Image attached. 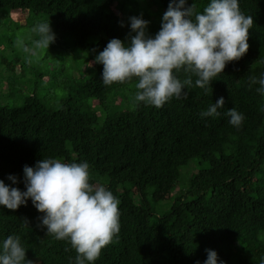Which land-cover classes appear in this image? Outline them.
<instances>
[{"label": "trees", "instance_id": "obj_1", "mask_svg": "<svg viewBox=\"0 0 264 264\" xmlns=\"http://www.w3.org/2000/svg\"><path fill=\"white\" fill-rule=\"evenodd\" d=\"M170 2L0 0V19L28 13L36 24L50 22L56 35L32 57L37 65L10 50L0 76V180L26 191V165L87 162L90 183L120 201V232L85 264H205L208 250L218 264H264V93L250 84L264 76V0H239L254 18L250 48L207 92L181 69L178 78L193 81L187 98L157 108L135 100V78L105 85L103 64L94 62L113 38L130 45L132 17L149 21L154 37ZM210 2L188 5L202 13ZM220 97L221 115L202 117ZM230 108L244 116L239 127L224 115ZM163 200L172 203L160 212ZM43 215L31 199L16 210L0 205V246L16 235L35 264H76L70 243L47 235Z\"/></svg>", "mask_w": 264, "mask_h": 264}, {"label": "clouds", "instance_id": "obj_2", "mask_svg": "<svg viewBox=\"0 0 264 264\" xmlns=\"http://www.w3.org/2000/svg\"><path fill=\"white\" fill-rule=\"evenodd\" d=\"M149 23L142 16L132 17L131 29L136 35L131 37L130 45L113 38L94 62L103 64L105 85L135 78V100L160 108L173 97L187 98L184 88L192 87L193 81L189 75L182 82L176 74L181 69L198 77L195 86L207 92L228 63L248 52L254 18L242 13L239 0H211L202 13L195 3L189 6L188 0H171L154 37L147 34ZM31 31L38 37L32 47L21 37L15 41L16 47L28 54V63L56 39L50 22H40ZM250 84H259L257 91L264 93V76L251 77ZM225 103L220 97L201 116H220L218 109H223ZM224 115L236 127L244 120L235 108ZM9 179L18 183L15 176ZM24 183L27 190L21 191L0 180V205L16 210L31 199L44 214L40 219L47 235L67 240L76 250V264L98 259L120 232V201L105 186L90 183L87 162L42 159L35 167H24ZM26 254L20 237L10 235L0 246V264H35ZM205 264H218L215 251L208 250Z\"/></svg>", "mask_w": 264, "mask_h": 264}, {"label": "rangeland", "instance_id": "obj_3", "mask_svg": "<svg viewBox=\"0 0 264 264\" xmlns=\"http://www.w3.org/2000/svg\"><path fill=\"white\" fill-rule=\"evenodd\" d=\"M35 20L36 18L34 17V15H30L28 13H23V12H17L14 14L11 13L9 17L6 16L0 19V76H2L5 73L8 67V60L11 59V56H10L11 49L18 50L20 54L23 53L22 62H25V64H28V65L38 64L39 60H34L33 58H31L32 62L28 63L27 59L24 58L28 54L24 53L21 49L17 48L16 43H15L17 37H21L22 39H24L25 44L27 46L32 47L33 40L37 39L34 34L30 35L31 29L37 25L35 23ZM45 52L46 50H43L42 55ZM70 60L66 61L67 64L71 63ZM73 66L75 68H78L75 62L73 63ZM15 95H16V98L19 97L17 93ZM166 196L168 197L170 196V194ZM171 203L172 201L161 202L157 208L158 211L161 212L162 209L168 210Z\"/></svg>", "mask_w": 264, "mask_h": 264}]
</instances>
